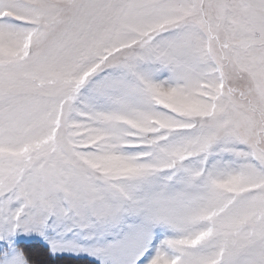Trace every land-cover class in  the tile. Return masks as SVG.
<instances>
[{"label": "snow or ice", "instance_id": "6c2138e0", "mask_svg": "<svg viewBox=\"0 0 264 264\" xmlns=\"http://www.w3.org/2000/svg\"><path fill=\"white\" fill-rule=\"evenodd\" d=\"M264 264V0H0V264Z\"/></svg>", "mask_w": 264, "mask_h": 264}, {"label": "rangeland", "instance_id": "374dc122", "mask_svg": "<svg viewBox=\"0 0 264 264\" xmlns=\"http://www.w3.org/2000/svg\"><path fill=\"white\" fill-rule=\"evenodd\" d=\"M19 237H21L20 242L18 243L17 247H19L24 254L26 255L29 260V264H35L30 261V251L33 252V250L37 249L36 254L34 256L36 257L35 260L37 264H74V262L71 261H60V262H53L51 261L49 257L51 258H56V257H69V258H80V259H88L92 261L95 264H99V260H97L94 256L88 255L87 253L80 252L76 253L73 251H56L52 252L49 248L48 241L45 240L43 237L37 235L36 233H31L28 235H25L24 233H19ZM30 245H39L36 247H31ZM39 248H43L42 251H39ZM26 249V250H25ZM47 253V254H45ZM75 264H80V263H75Z\"/></svg>", "mask_w": 264, "mask_h": 264}, {"label": "trees", "instance_id": "16d2710c", "mask_svg": "<svg viewBox=\"0 0 264 264\" xmlns=\"http://www.w3.org/2000/svg\"><path fill=\"white\" fill-rule=\"evenodd\" d=\"M31 247H36V246H39V245H30ZM40 250L39 251H42V249L43 248H39ZM26 250V249H25ZM36 251H37V249L35 250H33V252H31L30 251V261L32 262V263H35V264H37V262H36V260H35V256H34V254H36V256H37V253H36ZM45 254H47V253H45ZM26 255H27V253H26ZM47 256H48V258L51 260V261H53V262H60V261H71V262H74V264L75 263H80V264H95V263H93L92 261H90V260H88V259H80V258H67V257H63V256H61V257H56V258H51V257H49V255L47 254Z\"/></svg>", "mask_w": 264, "mask_h": 264}]
</instances>
